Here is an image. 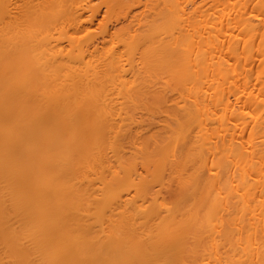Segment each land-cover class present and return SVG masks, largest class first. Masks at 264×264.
<instances>
[{
  "label": "bare ground",
  "instance_id": "obj_1",
  "mask_svg": "<svg viewBox=\"0 0 264 264\" xmlns=\"http://www.w3.org/2000/svg\"><path fill=\"white\" fill-rule=\"evenodd\" d=\"M92 2L0 0V264H264V0Z\"/></svg>",
  "mask_w": 264,
  "mask_h": 264
},
{
  "label": "rangeland",
  "instance_id": "obj_2",
  "mask_svg": "<svg viewBox=\"0 0 264 264\" xmlns=\"http://www.w3.org/2000/svg\"><path fill=\"white\" fill-rule=\"evenodd\" d=\"M92 1H93L92 4H94V3L96 4L98 0H92ZM102 9H104V10H101V11H105V10H106V7H102ZM103 13H104V12H101V15L99 14V16H98V18H97V20H96V22H95L96 25H94L95 27H96V26L98 27L99 22H101V21H102L101 19L104 18V14H105V13H104V14H103ZM102 16H103V17H102ZM121 22H122V23H121ZM118 24H119V25H118ZM120 24H122V25L125 24V21L121 20V21H119V23L116 22L115 25H113V26H114L113 28H115L117 25H118V27L122 26V25H120ZM113 28H112V29H113ZM155 103H156V104H159V102H156V101H155ZM156 104H153V103H152V104L148 107V111H149V113H151L152 110L155 111V110H157V109L159 108V105H156ZM154 106H155V107H154ZM154 108H155V109H154ZM141 109H142V110H141ZM145 109H146V108H145ZM151 109H152V110H151ZM138 111H139V113H140V111H144V109H143V108H140V109H138ZM137 113H138V112H137ZM137 113H136V114H137ZM173 201H174V200H173ZM173 201H172V202H173Z\"/></svg>",
  "mask_w": 264,
  "mask_h": 264
}]
</instances>
